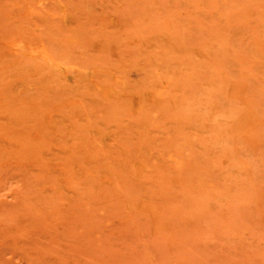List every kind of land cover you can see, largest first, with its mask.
Wrapping results in <instances>:
<instances>
[{
    "label": "rangeland",
    "instance_id": "obj_1",
    "mask_svg": "<svg viewBox=\"0 0 264 264\" xmlns=\"http://www.w3.org/2000/svg\"><path fill=\"white\" fill-rule=\"evenodd\" d=\"M0 264H264V0H0Z\"/></svg>",
    "mask_w": 264,
    "mask_h": 264
},
{
    "label": "bare ground",
    "instance_id": "obj_2",
    "mask_svg": "<svg viewBox=\"0 0 264 264\" xmlns=\"http://www.w3.org/2000/svg\"><path fill=\"white\" fill-rule=\"evenodd\" d=\"M38 45V44H37ZM142 68V67H141ZM142 70H143V68H142ZM144 72V71H143ZM140 76L142 77V75L140 74ZM145 76V75H144ZM146 77V76H145ZM149 79V78H148ZM150 82V81H149ZM150 84V83H149ZM151 85V84H150ZM108 92V91H107ZM110 92V91H109ZM109 92H108V94H109ZM152 92V91H151ZM126 94V93H125ZM157 94V93H156ZM155 94V95H156ZM123 97V96H122ZM127 97V96H126ZM158 97V96H157ZM125 98V97H124ZM150 100H151V97L149 98ZM140 101V100H139ZM138 101V102H139ZM142 101V100H141ZM151 102H153V101H151ZM139 104H141V103H139ZM135 116V115H134ZM243 133L245 134V132L243 131ZM248 133V132H247ZM246 135V134H245ZM88 172H90V171H88Z\"/></svg>",
    "mask_w": 264,
    "mask_h": 264
}]
</instances>
